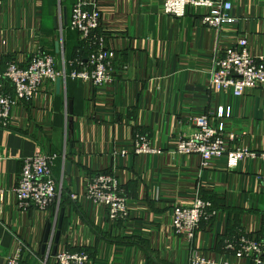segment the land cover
<instances>
[{
  "label": "crops",
  "instance_id": "0c3cea01",
  "mask_svg": "<svg viewBox=\"0 0 264 264\" xmlns=\"http://www.w3.org/2000/svg\"><path fill=\"white\" fill-rule=\"evenodd\" d=\"M77 1L0 0V73L9 62L24 65L38 52L60 63L86 54L79 33L69 27ZM90 1L102 11L98 34L114 51L115 81L97 87L67 77L60 92L57 81H46L32 102L13 109L12 128H0V264L18 241L28 249L26 264H48L43 238L56 213L20 209L14 192L23 159L38 152L57 155L54 175L66 189L58 250L86 249L92 264H189L193 249L208 264H251L224 245L238 234L264 239V161L246 158L229 170L221 157L202 167L197 155H180L176 148L179 136L194 128L190 117L211 103L226 110L229 147L264 151V86L236 97L209 83L220 47L246 36L250 51L264 56V0H230L238 22L221 35L203 23V7L191 6L181 18L164 14L163 0ZM139 132L156 152L132 151ZM122 148L131 152L120 155ZM102 171L126 186L130 220L114 222L105 207L84 197L88 178ZM198 196L217 214L189 245L172 231L173 211Z\"/></svg>",
  "mask_w": 264,
  "mask_h": 264
},
{
  "label": "built area",
  "instance_id": "2783aa9c",
  "mask_svg": "<svg viewBox=\"0 0 264 264\" xmlns=\"http://www.w3.org/2000/svg\"><path fill=\"white\" fill-rule=\"evenodd\" d=\"M162 2L164 14L181 18L186 16L191 6L206 8L202 21L215 29L218 35H221L228 24L238 22L232 15L234 5L230 0ZM101 23L102 11L99 6L94 1L78 0L72 8L69 27L79 33L82 43H85L86 50L83 51L86 56L80 54L70 63L63 58L60 63L56 57L38 52L24 65L15 61L7 64L5 71L0 73V128H12L15 123L13 109L25 102H32L46 81L55 83L58 78L72 77L90 81L97 87H106L115 81L116 72L112 64L114 51L107 46L105 36L98 34ZM68 65L73 67L69 72ZM209 83L210 88L236 97L244 95L248 90L261 88L264 86V56L254 55L250 51L246 36L237 39L234 45L220 47ZM207 107L203 113L190 117L194 128L190 133L179 136L176 148L178 154L197 155L202 167H208L213 160L225 157L229 170L237 168L246 158L264 161V151L258 152L245 145L229 147L224 121L226 110L211 103ZM131 149L136 154L156 152L140 132L134 136ZM131 149L122 148L117 152L126 155ZM56 159V154L43 152L23 159L14 188L20 209L46 212L57 200L59 182L54 175ZM83 195L92 204L105 207L108 218L112 221L130 220L131 200L126 186L116 174L102 171L91 175ZM73 197L77 199L79 194ZM216 214L213 204L198 196L191 205L174 208L172 231L175 235L186 238L189 245H193L201 225L211 221ZM18 242L15 252L7 257L6 264H26L24 254L28 249L21 241ZM50 243L53 244L52 241ZM224 247L237 258L249 259L251 264H264V239L238 234L226 239ZM51 248L52 245L50 251ZM54 258L55 264H92V257L86 249H72L69 246L58 250ZM208 263L198 249L192 250L189 264Z\"/></svg>",
  "mask_w": 264,
  "mask_h": 264
},
{
  "label": "water",
  "instance_id": "95a60500",
  "mask_svg": "<svg viewBox=\"0 0 264 264\" xmlns=\"http://www.w3.org/2000/svg\"><path fill=\"white\" fill-rule=\"evenodd\" d=\"M64 10H65V18H66L65 23H67V8L65 7ZM61 83H62V79L58 78L57 79V91L58 92H60ZM70 152H72V145L70 147ZM66 172H67V175L71 174L72 172L71 162H67ZM65 214H66V208L60 207L55 225L52 222H48L46 229H45L43 245H42V252L43 253L46 252L49 242L52 241L53 244H52V248L50 251V256L52 257L55 256L58 252L59 243H60L63 228H64Z\"/></svg>",
  "mask_w": 264,
  "mask_h": 264
},
{
  "label": "rangeland",
  "instance_id": "374dc122",
  "mask_svg": "<svg viewBox=\"0 0 264 264\" xmlns=\"http://www.w3.org/2000/svg\"><path fill=\"white\" fill-rule=\"evenodd\" d=\"M59 182V185H58V197H57V200L54 202V204L48 209V211L49 210H54L55 211V215H54V217H53V220H51L50 222H52L54 225H55V223H56V220H57V214H58V211H59V209H60V207H62L61 206V202L63 201V202H65V190L66 189H64V186H63V184H62V182H60V181H58ZM47 211V212H48ZM51 243L50 244H48V246H47V249H46V252L44 253L45 254V256H44V262H45V260H46V262L45 263H47L48 262V264H49V261H50V255H49V253H50V247H51ZM43 262V263H44Z\"/></svg>",
  "mask_w": 264,
  "mask_h": 264
},
{
  "label": "trees",
  "instance_id": "16d2710c",
  "mask_svg": "<svg viewBox=\"0 0 264 264\" xmlns=\"http://www.w3.org/2000/svg\"><path fill=\"white\" fill-rule=\"evenodd\" d=\"M84 55H86V54H84ZM65 204H66L65 202H63V201L61 202L62 207H65Z\"/></svg>",
  "mask_w": 264,
  "mask_h": 264
}]
</instances>
